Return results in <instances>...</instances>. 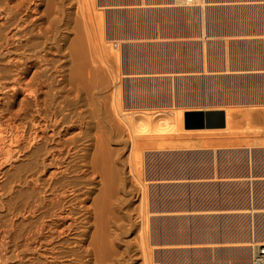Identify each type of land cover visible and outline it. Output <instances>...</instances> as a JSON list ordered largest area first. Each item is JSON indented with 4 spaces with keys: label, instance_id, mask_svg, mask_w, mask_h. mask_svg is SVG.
<instances>
[{
    "label": "bare ground",
    "instance_id": "1",
    "mask_svg": "<svg viewBox=\"0 0 264 264\" xmlns=\"http://www.w3.org/2000/svg\"><path fill=\"white\" fill-rule=\"evenodd\" d=\"M210 1L171 0V3L173 9L186 14L203 8L214 9V6L231 12L255 7L252 4L219 7ZM89 7L92 5L89 6L88 0H0V264H121L123 257L118 248L120 242H124L121 234L127 223L120 213L124 197L130 192L127 182L138 185L133 191L142 188L143 196L149 193L152 198L164 191L184 201L188 186L197 197H202L203 191L210 193L205 186L215 183L204 182L206 179L200 181L201 165L214 163L222 156L240 157L250 149L234 147L235 142L240 145L242 139L252 140L257 147L250 150L258 155L264 152V127L260 125L264 123L261 121L264 107L260 110L255 105L257 109L244 110L243 117L250 130L244 134L238 129L237 117L241 114L238 115L235 108L198 109L195 112L202 114L223 112V126L220 121H203L188 125H210L211 128H186L183 115L188 111L166 112L162 108L178 105L185 80L190 77L158 69L161 65L143 58L146 52L142 53V44L132 42L134 40H125L122 35L103 36V15L95 18L94 13L99 25L95 34L91 31L96 28L95 23L93 27L91 21H96L91 18L93 15L90 17ZM148 7L142 10L104 7L102 10L117 23L123 12L133 15L154 8ZM257 63L256 59L249 68L231 67L238 72L218 73L216 77H226L237 86L255 80L254 89L264 88V65ZM205 135H224L234 146L182 148L188 145L184 142L186 136ZM172 160L178 161L181 170L185 161L195 168L196 176L192 174L191 183L181 181L186 174L181 170L177 175L164 173L165 170L163 174L156 172L153 165L156 161ZM262 189L260 196L264 201V187ZM180 207H183L181 203ZM196 215L191 218L209 223L216 217L214 213ZM263 216L264 213L260 215ZM161 217L165 221L168 217L178 218L182 227L181 220L186 216L164 214ZM262 231L258 243L248 246L161 247L159 250L167 256L178 252L179 264H188L191 253L212 257L210 261L203 259L200 264H225L228 258L222 261L224 257L242 249L246 255L240 263L251 264L259 246L264 245V228ZM140 245L143 251L144 244ZM220 250L224 255L221 259L217 257Z\"/></svg>",
    "mask_w": 264,
    "mask_h": 264
},
{
    "label": "rangeland",
    "instance_id": "2",
    "mask_svg": "<svg viewBox=\"0 0 264 264\" xmlns=\"http://www.w3.org/2000/svg\"><path fill=\"white\" fill-rule=\"evenodd\" d=\"M167 1L171 5V7L167 3ZM211 1L210 2L212 3V5L218 4L219 7H221L224 4L242 5V6H244V4L246 5L252 4L255 7H252L253 9L252 8L240 9L238 11L233 10V12H231V11H226V9H221L220 11L219 9H217V7L214 6V9L213 7L203 8V9H199L197 12L186 14L183 13L178 8L173 9L172 7L173 4L171 3V0L170 2L169 0H151V1L150 0H93V1L88 0V3L89 6L92 5V7H89L91 12L90 17L95 13L96 17L94 15L93 17H91L94 21H96L94 17L97 18V16L103 15L102 17L103 28H101L102 33L104 32L102 34L103 36L105 35L106 37H112L115 35L116 36L122 35V37L123 36L125 37V40H130V41L134 40L132 42L142 44L143 46L142 53L146 52V54H143V56L145 55L143 58H145L149 63L155 62L158 66L161 65L159 66V68L157 66L158 69L161 68L160 70L168 71L166 73H170V74H173L171 72L174 71H176L174 72L175 74L185 73L184 75L190 77L187 80H185L186 83H184V86L182 88V94H180L181 101H178V105L162 108V110L165 109L163 111L167 112L168 110L171 111V109L173 110L175 109V111H179V109H181L182 111L195 112L198 111V109L199 111H203V110H213V109L219 110L222 108L223 109L235 108L234 110L237 111V114L242 115L239 116L242 118L237 117V122H239L238 129L244 134L249 132L250 130H248L249 128L247 129L248 123L245 120L246 118L243 117V112L244 110H247L248 107H249L248 110L252 108L257 109V106L261 110V108L264 107V106H260V105H264L263 103L264 88L260 87L262 88L261 90L260 88L254 89L253 85L255 83L254 82L255 80H253V82L246 81L247 84L245 82L244 83L245 85L242 84L237 86L233 82L232 83L229 82V80L226 77H221V76L216 77V75L218 73H219L218 75H220V73L222 74L223 72L224 73L238 72L235 70H231V67L232 69L238 67L249 68V66L251 67L253 65V61H255L256 59L258 60L257 64H259L260 66L264 65L263 63L264 57L262 55V50H263L262 47H264V38H263L264 37V7H263L264 0H211ZM260 4L261 6H259ZM156 5L157 6L162 5L160 6L162 7V9H158L160 7H157ZM148 6L150 8H152L153 6L154 8L151 11L148 10L146 12L139 11L138 13L133 15L132 14L127 15L126 12H123L122 14H120V16H118L117 23L116 20H114L113 22V20L108 16L107 12H105L106 10H102V8L104 7L105 8L122 7L125 9L132 7V8L141 9L142 7L145 8ZM169 10L171 11L169 12ZM96 13L99 14L97 15ZM97 22L98 21L96 22L91 21L92 24L91 26H93V24L95 23L96 28H93L94 26L91 27L93 28L91 31L94 30L95 34L99 31L97 30L99 29L98 28L99 25ZM91 33L93 34L94 32ZM107 33L110 36L107 35ZM247 39H250L252 41H249L250 42L249 43ZM155 44L156 46L157 45L158 46L156 47ZM152 46H154V48ZM150 50H152V52ZM155 50L157 52H155ZM165 52L166 54H168L167 57ZM209 52L211 53L209 54ZM234 55L237 56V58ZM223 56L225 57V59ZM239 56H241L242 58ZM254 58L255 60H253ZM213 59L215 62L213 61ZM163 61H165L166 63ZM170 61H172L174 64ZM213 62L214 63L218 62V64L216 63L217 64L216 65ZM221 66L227 69H224ZM209 72H211V74ZM225 79H227L228 81ZM235 81L237 83L238 80ZM257 84L259 86L262 85L259 83ZM251 86H253V88ZM259 91L260 93L261 92L262 93L260 94ZM235 96L237 97L234 98ZM175 99H179V98H174V100ZM254 101L255 103H253ZM241 102H243L244 104ZM175 103H177V101H175L174 104ZM255 105L257 106L255 107ZM184 115H183V124L185 118ZM262 116H264V114ZM259 121L260 120H258L257 122ZM261 121L264 122V119L263 120L261 119ZM260 125L261 126L263 125L262 127H264V123H261ZM222 136L205 135L204 137L193 136L189 138L186 136L184 142L187 143L189 146L186 145L187 146L186 147L184 144L185 147L182 148L191 149L192 146L193 148H200V149L201 148H218V149L233 148L234 142L229 141L227 137H225L224 135ZM225 140H227L228 142ZM240 141L241 142L238 143L240 145H237L235 142L234 147L246 146L249 147L250 149L257 147L256 145H254L255 143H253L252 140L246 142V139H242ZM213 142L215 143V145ZM229 142L231 144H229ZM250 149L244 154H242L240 157L235 156V157L227 158L226 156H222L217 158L214 161V163L208 162L204 166L201 165V167L198 169V177L200 178V181H204L206 179L204 182H208L212 184L215 182L213 185L205 186L207 187L208 192L210 193H206L205 191H203L202 197L201 196L197 197L195 193L188 186V190L185 194L184 201L180 200L179 196H176L175 194L173 196H170V194L168 193L165 194L164 191L157 192V194L154 195V197L152 196L151 198L149 193H147L144 196L142 195V188L140 186H139V188H141L140 190L137 187V189L140 192L137 189L133 191L134 188L138 185H133L135 184L134 182L133 184L132 182H127V187L129 186L127 189L130 192H128L127 195H125L124 197L125 199L124 205H122L121 213H120V215L124 217L127 223L124 224V234L123 235L121 234V240H124V242L121 241L120 247L118 248V250L122 253V257H123L121 260V264H169V263L172 264L173 262L174 264L181 263L180 259H178L176 254L178 252L175 251L172 252L170 255L172 257L171 258L170 256H167L164 253V251L159 250V248L161 247L174 249V247L193 248V247L202 246L206 248L215 245L243 246L247 244L246 246H248L249 244H255L256 242L258 243L259 237L262 238L263 235L262 228H264L262 227L264 226V222H263L264 216L260 217V215L264 213V201L261 199L263 192H260L263 190L262 188L264 187V179H263L264 152L258 155V153L256 154V152ZM176 162L174 160H172V162L156 161V163H154L153 165L156 169V172H161L163 174V171L165 170L164 173H171L172 175H177L179 173L178 170H181L180 168L181 165ZM163 163L164 165H168V166H164ZM170 163L171 165L176 164L175 165L176 167L172 165L173 166L172 168ZM188 163H186L185 161V165L182 166V169L184 170L181 171L186 172V174L184 175V179H181V181L186 180L190 182L191 180L192 182V180L194 179L193 177L196 176L195 173L197 171L189 163L192 166V168H190L191 166ZM158 165H160V167ZM192 174L194 176H192ZM130 184H132L134 187L133 186L131 187ZM212 191H215V193H212ZM192 194L194 197L192 196ZM213 194L216 195L213 196ZM180 203L181 205H183L184 208L180 207ZM182 208L183 210H181ZM212 213L216 215V217H214V220L212 221L213 224L212 222L210 223L205 222V220L203 219H201L200 221H195L191 218V215L195 216L196 214H198V216H202L206 214L212 215ZM164 214L167 216L168 215L177 216L181 214V215H185L188 218L186 217L182 218L183 220H181V223L183 222V224H181L182 227H180V221L178 220V218L171 217L172 218L171 219L170 217H168V221H165V219L161 217ZM239 215L240 217H238ZM152 217L153 218L156 217V219L152 220L153 219ZM152 221L154 223H152ZM151 223L154 227H152ZM180 229L182 230V232L179 231ZM138 239H140V241ZM140 244H144L143 251L141 248L142 245ZM157 248L158 251H156ZM140 252L144 255L141 256ZM235 252L232 251L230 254H228L227 257H224L222 261L228 258V262L225 264H235V262L236 264H241L240 261L242 262L246 254L243 252L242 249H238ZM196 255H194L193 253L189 254L188 264H196V263L200 264V262L203 259L204 261H210L212 258L208 254L203 255L204 258H202L203 256L201 254L200 256H196ZM219 256L220 259L222 256H224L222 254V250H220L219 255H217V257ZM197 260L199 261L195 262Z\"/></svg>",
    "mask_w": 264,
    "mask_h": 264
},
{
    "label": "water",
    "instance_id": "3",
    "mask_svg": "<svg viewBox=\"0 0 264 264\" xmlns=\"http://www.w3.org/2000/svg\"><path fill=\"white\" fill-rule=\"evenodd\" d=\"M203 121H220L221 126H223L224 123V117L223 112H206V114H202L200 112H189L185 114V125L186 128H211L210 125H201V124H195V125H188V123H199ZM220 126V127H221Z\"/></svg>",
    "mask_w": 264,
    "mask_h": 264
},
{
    "label": "built area",
    "instance_id": "4",
    "mask_svg": "<svg viewBox=\"0 0 264 264\" xmlns=\"http://www.w3.org/2000/svg\"><path fill=\"white\" fill-rule=\"evenodd\" d=\"M185 1H191V0H185ZM251 264H264V245L259 246V252L254 257Z\"/></svg>",
    "mask_w": 264,
    "mask_h": 264
}]
</instances>
